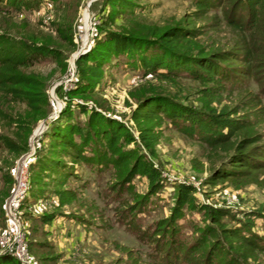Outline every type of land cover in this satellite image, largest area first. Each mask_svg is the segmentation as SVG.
Instances as JSON below:
<instances>
[{
    "label": "rangeland",
    "instance_id": "1",
    "mask_svg": "<svg viewBox=\"0 0 264 264\" xmlns=\"http://www.w3.org/2000/svg\"><path fill=\"white\" fill-rule=\"evenodd\" d=\"M42 1L38 10L0 13V35L12 38L8 46L27 39L54 52L21 70L41 82L39 88L48 97L49 107L40 112L31 111L25 103L13 102L10 107L13 114L24 115L31 132L26 134L7 121L0 123L1 135L19 146H27L26 151L14 153L0 143V257L16 259L20 238L27 248L29 264H157L152 259L153 245L161 241L154 239L150 245L148 241L152 237L145 232H152L170 215L176 184L191 186L198 204L229 212L224 220L232 228L240 227L249 214L264 212V172L214 183L212 174L225 155L221 148L211 149L179 131L170 120L161 125L155 119L149 123L134 120L138 101L155 87L171 98L187 102L188 106L210 105L218 113L226 108L233 119L248 122L240 138L260 135L258 144L263 146V104L248 87L233 88V82L222 83L225 87L222 84L213 87L186 76L169 80L151 75L143 78L142 69H134L127 64V56H120L109 58L102 78L85 97L69 95L81 85L78 60L89 54L98 42L106 41L111 31L137 35H151L154 31L160 35L170 28L186 27L197 31L199 35L193 42L207 52L233 50L241 38L226 25L221 9L199 15L193 0H132L130 7H119L107 0ZM152 51L158 52V49L150 50L149 54ZM224 64L231 68L242 66L235 61ZM69 105H72V121L63 116ZM78 105L93 108L122 123L136 139L141 127L159 132L153 159L165 179L164 188L132 223L127 222L122 211L135 202L134 197L141 200L147 194L150 184L146 177L137 176L132 194L124 192L119 196L112 192L118 189V171L99 173L79 164L62 147L57 149L60 157L52 151L56 128L76 121L86 124L88 114H82ZM54 158L76 169L64 187L69 191L62 205L56 193L63 189L60 172L42 171L39 167L41 162ZM19 182H25L26 194L18 212L12 214L9 202ZM39 191H44L43 196L35 197ZM186 213L180 222L183 228L180 238L182 242L192 243L197 237V233L193 235L194 226L203 227L207 221L200 211L187 209ZM46 216H53V221L43 222L41 218ZM253 231L264 239V219H255ZM251 257L252 264H264V255L252 253Z\"/></svg>",
    "mask_w": 264,
    "mask_h": 264
},
{
    "label": "trees",
    "instance_id": "2",
    "mask_svg": "<svg viewBox=\"0 0 264 264\" xmlns=\"http://www.w3.org/2000/svg\"><path fill=\"white\" fill-rule=\"evenodd\" d=\"M51 1L58 3L61 0ZM131 1L107 0L119 7L133 6ZM42 3V0H0V13L38 10ZM193 3L198 7L199 15L214 8L221 9L226 25L241 38L239 45L224 52H207L193 42L199 35L195 33L197 31L186 27L170 28L160 35L154 31L151 35L111 31L106 41L98 42L89 54L78 60L81 85L69 95L85 97L87 91L94 89L95 83L102 78L104 65L110 57L127 56V64L134 69H142L143 78L151 75L160 80H169L186 76L204 85L212 84L213 87L233 82V88L248 87L264 108V0H193ZM69 38L72 40L71 34ZM11 40L5 34L0 35V123L7 121L29 134L31 129L26 124V118L23 114H13L11 104L25 103L31 111L40 112L48 108L50 102L39 88L41 82L21 70L54 55V52L47 46L27 39H20L16 44L8 46ZM152 49H158V52L152 51L149 54ZM226 61L239 62L242 66L231 68L225 66ZM222 86L225 87L224 84ZM211 90L212 87L204 93L205 96ZM138 103L139 108L134 114L137 123H149L155 119L161 125L170 120L179 131L205 143L211 149L221 148L225 155L212 174L214 183L264 172V144H258L260 135L240 138L241 133L249 126L248 122L233 119L226 108L218 113L210 105H202L200 108L188 106L187 102L171 98L155 87L146 92ZM77 107L82 114H88L86 124L76 121L56 128L52 135L55 150L52 151H56L55 154L60 157L61 153L57 149L62 147L79 164L89 166L99 173L110 169L118 171V189L114 188L112 192H117L119 196L124 192L132 194L137 176L146 177L150 184L147 194L141 200L134 197L135 202L122 211L127 222L132 223L139 213L148 208L150 200L164 188L165 179L161 169L155 167L153 159L159 132L154 128L141 127L136 139L122 123L88 106ZM71 108L72 105H69L63 114L69 121L74 117L70 112ZM238 138L240 139L236 142ZM0 143L14 153L27 149V146H19L17 142L1 134ZM131 145L135 148H129ZM39 167L42 171L51 169L60 172L59 181L63 189L56 193L61 205L65 204L69 190L64 187L68 179L76 174V169L68 168L64 161L56 158L47 163L41 162ZM193 191L191 186L176 184L175 204L170 215L161 221L159 227L156 225L152 232H145L152 237L148 241L150 245L154 239L161 241L153 245L155 251L152 259L157 264H252V253L264 255V239L253 231L255 219H264V212H253L240 227L232 228L224 220L229 212L198 204ZM43 193L44 191H39L35 197L43 196ZM187 209L202 212L207 221L203 227L194 226L196 232L193 235L197 233V237L192 243L182 242L180 238L183 230L180 222L185 219ZM41 219L50 223L53 216ZM0 264L22 263L15 258L3 256L0 257Z\"/></svg>",
    "mask_w": 264,
    "mask_h": 264
},
{
    "label": "built area",
    "instance_id": "3",
    "mask_svg": "<svg viewBox=\"0 0 264 264\" xmlns=\"http://www.w3.org/2000/svg\"><path fill=\"white\" fill-rule=\"evenodd\" d=\"M25 182H19L17 189L15 190L13 196L10 199V211L12 214H16L21 207V203L25 197V190H26ZM18 261L22 264H29L30 260L28 258V251L26 246L23 244V241H20L16 248V253L14 255Z\"/></svg>",
    "mask_w": 264,
    "mask_h": 264
}]
</instances>
